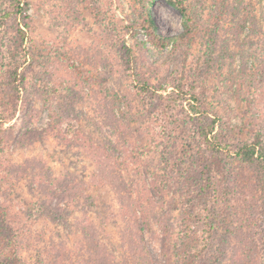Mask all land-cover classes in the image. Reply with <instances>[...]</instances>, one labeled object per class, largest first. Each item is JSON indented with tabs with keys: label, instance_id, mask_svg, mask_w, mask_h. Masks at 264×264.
<instances>
[{
	"label": "rangeland",
	"instance_id": "rangeland-1",
	"mask_svg": "<svg viewBox=\"0 0 264 264\" xmlns=\"http://www.w3.org/2000/svg\"><path fill=\"white\" fill-rule=\"evenodd\" d=\"M20 1L24 21L11 0H0V17L8 16L0 19L4 264H83L84 234L96 237L110 264H164L153 216L168 221L174 243L183 185L202 150L191 94L216 119L220 141L234 147L259 136L264 146V0H183L188 24L195 21L190 33L170 2L145 1L154 33L168 40L163 48L137 27L134 0ZM123 42L132 51L130 69L121 59ZM15 73L24 78L18 94ZM137 83L150 91L137 94ZM222 165L215 178L219 224L204 264H264L258 163L231 158ZM118 174L117 194L93 185ZM127 196L150 213L148 225L138 227V247L151 262L134 259L137 251L124 245L120 202L127 198H120Z\"/></svg>",
	"mask_w": 264,
	"mask_h": 264
},
{
	"label": "trees",
	"instance_id": "trees-1",
	"mask_svg": "<svg viewBox=\"0 0 264 264\" xmlns=\"http://www.w3.org/2000/svg\"><path fill=\"white\" fill-rule=\"evenodd\" d=\"M134 1V9L139 15V23L137 27H140L146 32L150 43L154 47H165L168 44V40H165L161 36L154 33L156 25L148 14V7L144 4L145 1L150 3L151 0ZM167 1L179 9L184 18L185 31L190 33L195 27V21H193L192 26L188 24L191 17L188 16L184 1ZM11 4L13 7V13L17 16H21L23 21L27 20V7L25 4H22L20 0H11ZM137 5L138 8L136 9ZM6 18H8L7 15L0 17L1 20H5ZM1 23L3 22H0V25ZM119 51L124 67L130 69L133 64L131 49L125 42H123L120 45ZM23 80V76L18 78L17 73H15L14 80L12 82V91L15 92V94H18L16 83L18 82L22 84ZM137 85L138 86L135 88L137 94H146L150 91L149 84L137 83ZM191 100L195 103L190 105V110L193 114V116H191V121L193 122L195 130L194 134L198 137L202 150L199 152L196 161H194V171H192L190 178L187 177L185 185H183L184 205L180 214L179 231L174 243H172V233L170 232L171 229L167 223L168 221L163 218H158V220H156L157 218H155V215L153 216V220L162 231L161 241L163 246L162 253L164 256V264H204L203 259L205 253L210 249V241L213 239L214 231L219 224V215L216 213V209L219 203L220 194L215 178L222 174L223 160L226 161V159L232 158L243 164H252L257 162L264 182V146L262 145L260 137L256 136L253 141L249 143H242L234 147L226 145L218 139V136L214 132L216 119L211 118V114L202 107L198 95L191 94ZM14 108L15 107H12L10 111ZM3 118V116H0V121L1 119L3 120ZM36 135L37 134L35 133L33 134V136ZM95 153L96 155L98 154L97 151H95ZM99 155L100 154H98L97 157H99ZM97 165L99 166L98 163ZM121 180L122 177L120 174L116 176V179L112 177L111 179L110 177L105 179L95 178L93 180V185H98L99 187L110 185L113 187V190L114 187L116 188L114 191L117 194L118 187L123 186ZM152 186L156 185L152 184ZM123 198H127L126 202H120V210L124 214L123 221L126 223V228L123 231L124 245L126 249L129 248V251L132 253L137 251L138 254L134 253V259H138L142 262H151L147 253L138 247L142 244L141 235H138V227L141 226L140 224L144 223H146L145 226L148 225V216H150L148 208L146 209L144 207L141 200L132 199L131 196L121 197L120 200ZM137 211L139 215L137 214ZM164 215L168 218L171 216L168 212ZM94 239L91 241L88 240L86 234H84V236L80 239L86 245L84 247L82 244V247L78 249V255L85 258L82 263H112L110 257H104L105 253L100 248L101 244H99L98 241L93 242ZM8 261H10L9 258L2 257L0 254V264L7 263Z\"/></svg>",
	"mask_w": 264,
	"mask_h": 264
}]
</instances>
